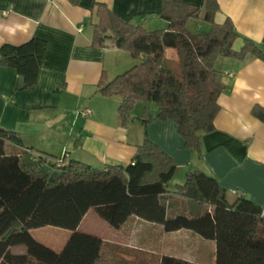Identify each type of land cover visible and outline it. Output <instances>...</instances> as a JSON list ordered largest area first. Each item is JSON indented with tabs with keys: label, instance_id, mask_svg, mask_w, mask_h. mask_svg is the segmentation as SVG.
Masks as SVG:
<instances>
[{
	"label": "trees",
	"instance_id": "16d2710c",
	"mask_svg": "<svg viewBox=\"0 0 264 264\" xmlns=\"http://www.w3.org/2000/svg\"><path fill=\"white\" fill-rule=\"evenodd\" d=\"M77 3L76 0H71ZM219 7L206 0L199 8L176 0H160L158 18L166 30L148 32L125 23L106 7L94 2L97 23L92 25V48L112 46L143 62L106 82L102 76L99 94L120 97L118 115L122 125L136 103H152L155 116L142 115L141 122L172 121L184 147L201 156V137L214 130L219 112L218 98L224 87L218 81L215 63L219 58L243 61L247 56L264 62V52L251 40L239 39L231 20L215 24ZM202 20L211 28L192 34L189 20ZM47 43L32 38L28 42L0 48V66L18 76L17 91L36 86ZM173 50L176 60L165 59ZM264 120V111L254 109ZM19 145L13 133L0 129V264H111L102 255L103 241L77 232L87 213L113 230L131 217L159 225L164 233L188 231L215 246L212 264H264V216L260 207L240 198L228 204L216 180L199 172L187 173L172 194L168 183L176 165L159 147L145 140L136 147L131 164L94 169L76 161L56 166L58 158L32 150L6 153V144ZM36 158V160H34ZM177 200L181 210L169 212V202ZM54 227L72 232L60 252H55L31 236V231ZM22 246L25 255H12L10 247ZM160 264H191L164 256Z\"/></svg>",
	"mask_w": 264,
	"mask_h": 264
},
{
	"label": "crops",
	"instance_id": "0c3cea01",
	"mask_svg": "<svg viewBox=\"0 0 264 264\" xmlns=\"http://www.w3.org/2000/svg\"><path fill=\"white\" fill-rule=\"evenodd\" d=\"M76 1L0 0V48L5 44L19 46L32 38L47 43L33 90L17 91V73L0 66V129L13 133L19 141V145L7 143L6 153L32 150L65 159V164L76 161L104 170L107 166L131 164L136 147L147 140L176 165L168 183L170 194L184 183L187 173L199 172L216 180L228 204L243 198L260 207L264 216V120L253 114L256 108L264 111V62L252 56L243 61L217 59L215 69L224 90L218 98L220 109L214 130L201 137L199 156L184 147L172 121L155 119L148 125L142 124L143 114H157L154 104L136 103L122 125L118 115L122 99L99 94L102 76L110 82L144 59H134L115 49L112 41H107L104 48L90 47L92 25L97 23L94 12H90L92 4L102 3L123 22L152 32L164 31L168 26L158 18L160 0ZM176 1L199 8L202 16L206 0ZM216 1L219 10L214 23L220 25L229 19L239 35L234 50H240L242 39H249L264 52V0ZM186 23L192 34L207 33L211 28L201 19ZM165 59L175 62L174 51L166 50ZM87 110L90 113L82 115ZM168 204L172 214L181 210L177 200ZM131 222L138 225L129 230L132 238H167L174 242L183 235L197 239L201 247L211 249L210 264L213 263L214 243L202 241L188 231L164 233L161 226L136 217L113 231L129 228ZM9 252L25 255L26 249L10 247ZM169 254L192 263L175 256L176 253Z\"/></svg>",
	"mask_w": 264,
	"mask_h": 264
},
{
	"label": "rangeland",
	"instance_id": "374dc122",
	"mask_svg": "<svg viewBox=\"0 0 264 264\" xmlns=\"http://www.w3.org/2000/svg\"><path fill=\"white\" fill-rule=\"evenodd\" d=\"M134 224L131 222L128 225L129 228L124 227L120 231H113L91 210L82 220L77 232L100 238L103 241L102 255L109 259L111 264H160L161 258L168 256L169 253H176L175 256L186 258L192 262L191 264L211 263V249L201 247L197 239L192 240L183 235L176 238L174 242L167 238L159 240L147 237L132 238L129 230L138 228V225ZM71 235L70 231L54 227L31 231V236L35 241L55 252L63 249Z\"/></svg>",
	"mask_w": 264,
	"mask_h": 264
},
{
	"label": "built area",
	"instance_id": "2783aa9c",
	"mask_svg": "<svg viewBox=\"0 0 264 264\" xmlns=\"http://www.w3.org/2000/svg\"><path fill=\"white\" fill-rule=\"evenodd\" d=\"M90 113V111L89 110H87L86 112H84L82 115H87V114H89ZM28 152V151H27ZM34 160H36V158H34ZM62 163H64L62 160H58L57 161V163H56V166H63V165H65V164H62Z\"/></svg>",
	"mask_w": 264,
	"mask_h": 264
}]
</instances>
